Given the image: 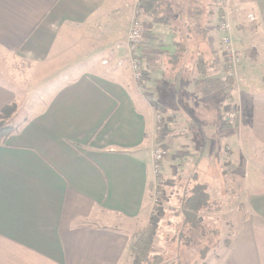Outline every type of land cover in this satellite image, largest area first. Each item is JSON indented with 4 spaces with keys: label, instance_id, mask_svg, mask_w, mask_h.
Segmentation results:
<instances>
[{
    "label": "crops",
    "instance_id": "crops-1",
    "mask_svg": "<svg viewBox=\"0 0 264 264\" xmlns=\"http://www.w3.org/2000/svg\"><path fill=\"white\" fill-rule=\"evenodd\" d=\"M172 3L203 9L201 21L189 14V47L175 40L172 49L149 33L145 16L138 82L127 37L140 0H0V113L15 106L6 119L13 131L0 143V264H128L152 213L156 174L166 169L153 160L159 125L210 112L220 115L217 149L229 157L250 219L206 261L264 264V0H229L244 49L239 90L229 92L221 11L212 0ZM167 29L178 39V29ZM178 42L202 52L215 72L188 70L190 55L169 63ZM228 106L239 111L232 126L222 123ZM184 137L168 151L192 152Z\"/></svg>",
    "mask_w": 264,
    "mask_h": 264
},
{
    "label": "rangeland",
    "instance_id": "rangeland-1",
    "mask_svg": "<svg viewBox=\"0 0 264 264\" xmlns=\"http://www.w3.org/2000/svg\"><path fill=\"white\" fill-rule=\"evenodd\" d=\"M171 1L173 0H170V2ZM171 5L172 8L175 9V12L179 11L178 14L172 11V24H174L179 31L178 39L177 36H171L165 26L156 25L152 22H149L148 26L149 33L154 38L158 40V37H161L163 43L167 44V47L174 49L173 41L176 42L175 40L180 41L182 38H187L191 33L188 29L190 21L188 19L189 14H191L195 22H199L201 21L203 9L190 8L185 4L172 3ZM243 11L244 9H241V12L237 14L242 16ZM250 12H255V10H251ZM233 13L234 9L229 3L232 40L242 48L244 52L242 45L235 39V34L237 32L233 29L232 20H235V17L233 18ZM140 14L144 18V21L147 22L148 20H145L143 13ZM250 21H254V19ZM183 22H186V24H183ZM242 30L241 28V31ZM183 42L189 47L187 40ZM150 46L154 48L153 44ZM152 54L154 57L158 58L156 52H152ZM145 61L149 63L147 59ZM145 61L144 64L146 65ZM153 63L158 65V63L154 62L152 59L150 64ZM154 71L155 69L151 65L148 70L150 77L158 78V73L154 74ZM233 82L234 81L231 80V85ZM154 97L157 100L158 94L156 93ZM224 110L226 112L232 110V108L228 106ZM170 116L173 118V124L176 126V128L173 127V129L170 130H172V133H178V135H180L179 138L173 139V141L180 140L185 136L184 139L189 142V147L192 149V152H189L186 148H180L179 146L168 151V143L172 140L165 138L163 142L165 143L167 141V145H164L166 149L164 150L167 154L164 156V167H166V169H162V174H160L161 179L155 182L154 189L152 190L153 208L150 217L155 215L158 209L162 211V215L160 216L161 219L158 222L153 239V254H162L166 260L165 264H177V261L181 264H194L193 261H195V264H210L209 261H206V257L211 250L222 248L227 237L232 239L234 236L236 225L248 221L250 216L245 212L244 200L236 198L240 192V185L235 178L236 173L233 167L230 168L228 166L230 163L228 160L229 157L225 153L220 155L217 149L219 145L218 128L220 115H217L216 112H210L205 115ZM238 116L239 115L236 117ZM177 118H179L180 122L176 120ZM235 121L233 123L222 121V123L225 126H232ZM4 124L8 125L10 123L5 122ZM181 131L187 132L188 135H183ZM205 134H207L208 137ZM188 153H190L189 157H187ZM252 171L253 170L249 168L248 175L252 176ZM196 184L205 185L210 201H212V203L216 202L221 207L218 212L204 211L199 214L203 221L202 224L212 233L216 231L217 236L214 237L209 234L208 237L203 239L198 233H195L192 235L193 239H191L190 244L188 245V242H186L185 245L184 236L180 239L179 235L182 232L183 234L186 233L185 236L190 235H188L187 228L182 226L183 217L181 215V204L182 199L189 196L192 188ZM230 241L231 240L227 241L226 245H228ZM205 245L213 246V248L206 255L204 260L200 261L197 257L202 250L201 248ZM131 260L132 257L130 255L128 264H131Z\"/></svg>",
    "mask_w": 264,
    "mask_h": 264
},
{
    "label": "trees",
    "instance_id": "trees-1",
    "mask_svg": "<svg viewBox=\"0 0 264 264\" xmlns=\"http://www.w3.org/2000/svg\"><path fill=\"white\" fill-rule=\"evenodd\" d=\"M215 6V5H214ZM218 8L217 6H215ZM140 9L144 16H146L153 24L163 25L169 27L170 31H174L177 29L174 24H172V11L175 12V9L172 8L170 0H140ZM221 10L219 9L218 12ZM179 11L175 12L178 14ZM222 16V11L220 12ZM185 41V39H182ZM176 53L175 55L169 57L168 62L171 64H178L181 60V57L185 55H190L191 63L187 67L188 70L190 68L192 71L201 78H206L213 74L214 67L213 63L207 58H205L202 52H193L185 47L184 43L178 42L175 43ZM228 67L225 64L224 71L227 72ZM226 88L225 90L229 92L231 88V79L226 80ZM155 110L162 114L165 111V107H162L158 104H154ZM15 110L14 105H10L5 107L0 113V143L4 142L7 137L12 133L13 129L10 125H5L6 119L9 117L10 113H13ZM160 124V123H159ZM160 128L156 132V141L157 143H161L162 148L165 149L164 144L165 138H169L170 140L179 138L180 135L172 133V130L163 128L161 124ZM166 150V149H165ZM156 179L159 181L161 179L160 174H156ZM207 188L203 184H196L189 196L182 199V211L181 215L183 217L182 226L187 228L188 235L185 236L186 233H180L179 238L181 239L183 236L184 244L188 242V245L191 242L192 235L198 233L201 238H206L210 235L214 237L217 236V232L213 231V233L208 230L202 224V218L199 216L200 213L207 212H218L220 211V205L216 202L210 201ZM162 215L161 209H158L156 214L151 216L148 224L141 230V232L135 237L132 247L131 253V264H165L166 260L164 259L162 254L155 255L153 254V239L155 235V231L158 226V222L161 219ZM213 246L205 245L202 247L201 252L198 254L200 261H203L206 255L210 252ZM195 264V261H193ZM177 264H181L177 261Z\"/></svg>",
    "mask_w": 264,
    "mask_h": 264
},
{
    "label": "built area",
    "instance_id": "built-area-1",
    "mask_svg": "<svg viewBox=\"0 0 264 264\" xmlns=\"http://www.w3.org/2000/svg\"><path fill=\"white\" fill-rule=\"evenodd\" d=\"M215 6L222 11V16L220 18L219 28L223 34L222 46L223 52L226 59V65L228 70L226 74L222 77L223 84L229 78L233 80L232 86H235L236 90H239V80L237 77V66L240 59L243 56V50L232 40V27L229 18V0H212ZM141 9L139 13L134 17L131 22V27L127 37V45L130 51V65L132 68V74L135 81L142 82L144 80V72L142 71L141 57L146 47V35L147 28L144 18L141 16ZM238 115V110L232 109L226 111L223 114V121L233 123ZM160 116H158V122L160 121ZM160 128V127H159ZM158 128V130H159ZM166 151L160 147H155L153 151V160L155 164V170L158 171L160 164L164 160Z\"/></svg>",
    "mask_w": 264,
    "mask_h": 264
}]
</instances>
